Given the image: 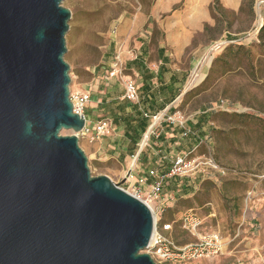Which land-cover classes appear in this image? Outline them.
<instances>
[{
	"label": "rangeland",
	"instance_id": "374dc122",
	"mask_svg": "<svg viewBox=\"0 0 264 264\" xmlns=\"http://www.w3.org/2000/svg\"><path fill=\"white\" fill-rule=\"evenodd\" d=\"M158 1L64 0V6L73 14L65 55L71 67L72 92H90L100 98L104 96L102 92L110 90L121 110L131 108L123 98L126 88L123 77L128 72L123 62V39L117 34L125 26L130 29L141 16L147 19ZM221 3L219 0L215 7ZM217 13L223 19L220 28L212 32L215 39L219 38L194 62L188 93L179 101L177 114L167 116L163 112L154 116L157 119L152 117L146 134L156 133L165 120L171 122L169 118L186 123L209 111L203 143L194 156H212L229 173L225 177L217 173L197 175L188 178L190 185L186 184L187 179L167 181L166 192L172 193L174 201L161 218L163 224L172 225L170 235L180 246L211 235L220 237L223 244L220 254L184 264H264V40L259 39L264 25V0H244L237 16ZM225 32L233 35L227 39ZM235 35L238 41L234 42ZM243 43L245 48L239 49L237 46ZM232 44L236 47L227 53ZM114 64H119V71L111 77ZM198 69L199 77L190 86ZM112 82L118 87L108 85ZM96 97L86 110L91 134L98 116V120L118 117L119 122L114 125H122L117 113L120 109L103 110L98 107ZM115 126L95 141L80 139V147L88 158L92 176H108L131 193L133 183L129 184L125 175L138 160L141 147L130 145L126 151L128 141L115 137ZM61 134L72 136L73 132L64 130ZM145 139L143 136L136 142L144 144ZM187 212H193L201 223L196 235L183 229L181 219Z\"/></svg>",
	"mask_w": 264,
	"mask_h": 264
},
{
	"label": "water",
	"instance_id": "95a60500",
	"mask_svg": "<svg viewBox=\"0 0 264 264\" xmlns=\"http://www.w3.org/2000/svg\"><path fill=\"white\" fill-rule=\"evenodd\" d=\"M72 15L64 0H0V264H156L153 212L92 176L80 147Z\"/></svg>",
	"mask_w": 264,
	"mask_h": 264
},
{
	"label": "crops",
	"instance_id": "0c3cea01",
	"mask_svg": "<svg viewBox=\"0 0 264 264\" xmlns=\"http://www.w3.org/2000/svg\"><path fill=\"white\" fill-rule=\"evenodd\" d=\"M220 1L221 6L216 8L219 1L216 4L214 0H159L151 8L147 19L141 16L133 22L130 29L125 26L119 30L117 35L123 39L122 49L125 48L123 62L128 72L123 77L124 83L125 86L127 82L135 83L139 102L128 101L127 104H130L131 108L124 112L125 109L121 110V104L116 103L110 90L102 92L104 96L100 98L95 97L98 107L103 110L107 107L109 112L120 109L117 113L121 117L122 125H114L115 122H119L118 117L112 119L102 116L104 118L100 120L108 121L110 127L115 126L116 129L113 131L117 132H115L116 138L128 141L125 150H129L130 145L141 147L138 160L128 172L132 170L139 176H147L151 170L161 169L163 173L167 172L178 156L189 154L194 150L196 153L203 143V132L206 130L204 127L207 121L201 127L199 123L203 121V115L209 111L200 113L196 121H188L184 127L179 124V120L171 122L165 120L167 123L156 128V133L153 131L147 136L149 126L146 132H143V129L144 124L149 125V119L156 115L163 112H166L167 116L177 114L179 101L188 93L187 86L194 62L197 58H201L200 56L206 53L219 38L215 39L212 32L215 28H220V19H223V16L217 12H230L237 16L244 0ZM224 24L228 25V23ZM232 26L236 28L235 24ZM231 35L233 34L225 32L227 39ZM236 37L235 35L232 41H238ZM231 47L236 46L233 44L228 46L227 53L232 50ZM108 85L118 87L116 82ZM84 93L91 95L90 92ZM95 97L91 95V103L94 102ZM99 118L98 116L96 122L100 121ZM186 129L191 131L188 137H184ZM143 136L147 137L144 144L136 142ZM115 142L116 140H113L114 144L117 143ZM186 184L190 185L188 178ZM164 192L167 196L172 194L166 192V187Z\"/></svg>",
	"mask_w": 264,
	"mask_h": 264
},
{
	"label": "built area",
	"instance_id": "2783aa9c",
	"mask_svg": "<svg viewBox=\"0 0 264 264\" xmlns=\"http://www.w3.org/2000/svg\"><path fill=\"white\" fill-rule=\"evenodd\" d=\"M119 71V64L112 66L111 77H115ZM126 92L124 98L131 103L139 102V94L134 82L126 83ZM70 100L73 104L74 112L86 117V110L91 102V95L88 93L72 92ZM157 119V117H154ZM170 121H173L169 118ZM88 122V121H87ZM184 127V121H179ZM110 129V123L106 120H100L95 125L94 133L87 128L77 134L79 139L89 138L95 141L105 136ZM74 134V133H73ZM191 131L185 130L184 137H188ZM194 152L186 155L178 156L171 168L166 173L157 170H151L147 176L136 175L132 170L126 174V181L132 184L133 191L130 193L139 200L143 201L153 212L155 222V230L145 253L160 263L165 264H184L193 261L202 260L216 256L222 252V241L219 236L211 235L198 239L197 242L180 246L174 239L168 235L173 227L169 223H162L161 216L170 208V204L174 201V196L165 194L166 182L172 179H187L197 175H207L217 173L222 177L228 175L229 171L222 168L212 156L198 157L194 156ZM154 206V210L150 207ZM183 229L192 235H196L201 223L193 212H187L181 219Z\"/></svg>",
	"mask_w": 264,
	"mask_h": 264
},
{
	"label": "trees",
	"instance_id": "16d2710c",
	"mask_svg": "<svg viewBox=\"0 0 264 264\" xmlns=\"http://www.w3.org/2000/svg\"><path fill=\"white\" fill-rule=\"evenodd\" d=\"M214 1L217 4L219 0H214ZM259 39H260V41H263L264 40V25L262 26V28L259 31ZM243 48H245V46H239V49H243ZM208 115H209V112L208 113H205L203 115L204 118H203V121L199 123V127H201L203 123H206ZM148 126L149 125L144 124L143 132H146Z\"/></svg>",
	"mask_w": 264,
	"mask_h": 264
},
{
	"label": "bare ground",
	"instance_id": "6f19581e",
	"mask_svg": "<svg viewBox=\"0 0 264 264\" xmlns=\"http://www.w3.org/2000/svg\"><path fill=\"white\" fill-rule=\"evenodd\" d=\"M215 51V50H214ZM203 65V64H202ZM199 72H200V69H198L196 72H195V74H194V76H193V78H192V80H191V82H190V86H192V85H194L195 83H196V81H197V79H198V77H199ZM147 138V137H146ZM150 207L152 208V210H154V205H150ZM154 220H155V222L157 221V216H155V218H154Z\"/></svg>",
	"mask_w": 264,
	"mask_h": 264
}]
</instances>
